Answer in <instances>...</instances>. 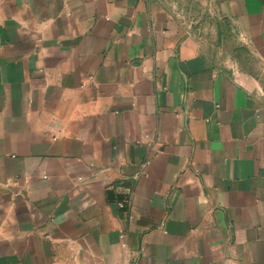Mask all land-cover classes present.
Listing matches in <instances>:
<instances>
[{"label": "crops", "instance_id": "obj_1", "mask_svg": "<svg viewBox=\"0 0 264 264\" xmlns=\"http://www.w3.org/2000/svg\"><path fill=\"white\" fill-rule=\"evenodd\" d=\"M0 264H264V0H0Z\"/></svg>", "mask_w": 264, "mask_h": 264}, {"label": "built area", "instance_id": "obj_2", "mask_svg": "<svg viewBox=\"0 0 264 264\" xmlns=\"http://www.w3.org/2000/svg\"><path fill=\"white\" fill-rule=\"evenodd\" d=\"M124 205V203H118V206L122 207ZM122 238H124V235L121 236Z\"/></svg>", "mask_w": 264, "mask_h": 264}]
</instances>
